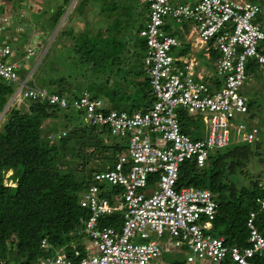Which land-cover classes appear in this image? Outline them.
I'll use <instances>...</instances> for the list:
<instances>
[{
  "label": "built area",
  "instance_id": "obj_1",
  "mask_svg": "<svg viewBox=\"0 0 264 264\" xmlns=\"http://www.w3.org/2000/svg\"><path fill=\"white\" fill-rule=\"evenodd\" d=\"M139 2L146 5V21L139 30L145 38L142 64L154 97L146 110L104 112L103 102L90 98L86 91L68 105L65 98L28 84L32 71L23 78L17 74L21 60L33 54L32 45L25 47L26 53L18 61L11 57L6 42L0 44V80L16 83L0 112V124L10 107L22 99L46 97L61 108L78 110L86 123L106 125L109 133L124 138L126 145L116 155L112 168L93 173L94 184L80 193L78 203L88 215L77 220L75 232L83 238L72 244V253L67 254L64 247L53 248L42 238L40 249L51 252L33 264H162V253L172 251L182 253L186 264H217L227 255L233 264H254L253 257L264 252V234L254 224L255 211L247 214V245L240 248L208 233L216 207L209 190L191 186L177 190L174 185L183 160L193 159L197 167H202L210 151L230 141L231 129L235 142L261 140L258 129L245 121L248 109L239 93L248 78V60L264 69V31L257 22L261 8L258 3L243 0ZM166 18L186 23L185 41L204 58L210 57V50L217 53V86L206 81L200 69L195 71L198 60L193 53L171 55L173 48L177 51L181 46V40L165 34ZM0 21L4 26L8 23L5 16ZM178 110L200 117L202 136L190 139L180 130ZM149 176L154 177L151 183ZM103 182L122 187L113 203L99 194L98 184ZM259 186L263 189L264 182ZM255 201L259 209H264L263 198ZM114 211L121 214L119 228L97 224L100 215ZM163 236L165 241L160 242ZM136 237L141 242H134ZM75 247L86 253L81 255Z\"/></svg>",
  "mask_w": 264,
  "mask_h": 264
},
{
  "label": "trees",
  "instance_id": "obj_2",
  "mask_svg": "<svg viewBox=\"0 0 264 264\" xmlns=\"http://www.w3.org/2000/svg\"><path fill=\"white\" fill-rule=\"evenodd\" d=\"M67 2L63 0L49 11L51 14L43 19L46 29L37 32L40 37L53 30ZM82 4L79 1L75 9L80 11ZM98 9L104 25L93 28L88 23L77 31L61 27L55 43L36 64L27 83L65 98L68 105L86 91L90 98L103 102L104 112L124 110L130 114L136 109L146 110L154 100L142 64L145 38L139 35L146 21V5L139 0H101ZM170 21L165 19V34L176 35L181 40L177 54L188 55L192 51L184 33L174 26L167 29ZM62 36L67 45H57ZM22 48V55L15 57L18 61L26 53ZM209 58L215 60L217 53L210 50ZM26 60H21L16 71L20 78L26 74H20L21 67H27ZM253 62L246 63V71L256 65ZM213 82L217 86V77ZM15 86L12 81L0 80V112ZM245 102V121L250 125L247 120L254 116L255 106L251 96ZM74 111L85 125L72 122ZM177 118L182 132L199 138L200 124L192 126L193 115L178 110ZM45 120L55 128L43 125ZM259 143L230 139L225 146L210 151L202 167H197L193 159L183 160L174 185L177 190L183 186L209 190L216 207L208 233L240 248L247 245L245 219L249 211L256 212L254 224L264 234V209H259L255 201L257 197L264 199V188L259 186L264 182V155L259 154ZM125 147V139L111 135L106 125L86 123L78 110L61 108L46 97L22 99L11 106L0 124V264H33L51 252L40 249L42 238L53 248L64 247L71 254L72 244L83 238L75 232L77 220L88 215L78 203L80 193L94 184L93 173L112 168L116 155ZM252 163L258 165L252 168ZM153 179L149 176L148 183ZM98 188L99 194L111 203L122 191L121 186L105 182ZM97 224L119 228L121 214H102ZM78 247L75 248L84 255L86 251ZM167 260L169 264H186L183 256ZM252 260L254 264H264V252ZM217 264L233 263L227 255Z\"/></svg>",
  "mask_w": 264,
  "mask_h": 264
},
{
  "label": "rangeland",
  "instance_id": "obj_3",
  "mask_svg": "<svg viewBox=\"0 0 264 264\" xmlns=\"http://www.w3.org/2000/svg\"><path fill=\"white\" fill-rule=\"evenodd\" d=\"M63 0H0V17L3 19V17H6V21H8L9 27L5 28L3 21H0V44L3 42H7L10 44L14 52L12 51L11 57L19 58L22 55V47L18 48L16 46L17 43L19 44H24L26 45L29 40L30 36L28 34V28L32 33H34V41L36 42V38L40 39V45H35L33 44L32 46L34 47L33 54L30 55L31 59L28 57L26 60L25 64L27 67H21L20 69V74L21 73H30V71L33 72V69L35 68L36 64L42 59L44 56L45 52L55 43L54 37L57 33V31L61 27L69 28L73 31H77L83 28V25H88V23L93 25V28L97 27H102L104 25L103 18L99 13V3L101 0H69L67 2L68 4L66 5V8L64 9V12L62 15L59 17L58 22L56 23L55 27L53 30L51 29L48 31V35L45 37H40L37 35V32L43 30V28L46 29V27L43 23V19H46L51 13L49 12L51 9H55L57 5H59ZM79 1H83L82 8L80 9H75V6L78 4ZM188 1L189 3H194L196 0H171V2L179 3V2H185ZM243 1H250V0H243ZM253 1V0H251ZM254 2L258 3L261 10L260 13L258 14L257 22L260 24V26H264V0H254ZM75 9V10H74ZM45 11V12H43ZM81 12H84V15H81ZM69 13V14H68ZM36 17L32 18V16ZM133 20V19H132ZM19 22L18 25L22 26V30H20V33L17 37L11 38L10 41H7L6 34L8 32L13 33L12 29L13 25L16 22ZM21 21V22H20ZM133 22H131L132 24ZM134 24V23H133ZM7 25V26H8ZM176 27L178 26L181 27V30L184 35L187 32L186 25L184 23H175L172 20L168 23L167 29L169 27ZM185 26V27H184ZM262 28V27H261ZM7 29L9 31H7ZM263 29V28H262ZM49 30V29H48ZM57 30V31H56ZM19 32V31H18ZM30 33V34H32ZM40 35V34H39ZM194 35H192L193 37ZM188 37L187 40L192 41V38ZM65 37L62 36L60 38V43L59 44H65L67 45V41L64 40ZM42 40V42H41ZM262 47L264 49V42L262 43ZM194 49V50H193ZM192 51L194 52V56L198 60V64L194 66L195 70H199L200 67H203L204 70H207V73L211 72L210 75H213L216 72L215 69V60L211 58H204L201 56L200 52H197L198 49L196 47H193ZM171 55L175 56L176 55V49L171 50ZM199 54V56H197ZM200 60V62H199ZM247 62H253L252 59L248 60ZM201 63V64H200ZM254 63V62H253ZM248 78L245 79V81L242 83V85L239 87V93L241 96L248 97L251 96V101H253L254 108L257 110L256 116L254 115L252 119H248L247 122L251 123V125L255 126L258 128L259 134L261 135V140L258 141L259 146H258V151L259 154L264 155V94L261 90H259L260 84L264 83V69H262L258 65H253V67L249 68L247 71ZM26 75V74H25ZM33 77V76H32ZM31 78V77H30ZM258 88V89H257ZM117 108V107H115ZM254 109V110H255ZM72 122H81L82 125H85L83 122L82 118L78 114L72 113ZM193 120L195 123H192V126H198L200 124V117L193 115ZM50 120H45L42 122L43 125L49 126V128H55L53 125H49ZM51 122V121H50ZM55 131H58L56 129ZM233 129H231V135L230 139L233 140ZM202 136L201 130L199 133V137ZM190 139H194V136L189 135ZM250 165V164H249ZM254 164L252 163L250 166L253 168ZM251 167L249 170L251 171ZM261 168V165H260ZM259 168V170H260ZM160 242H164V236L161 237ZM134 242H141V239L136 237L134 239ZM165 254V253H164ZM162 254L161 255V263L162 264H169V260L167 258H176V257H182V253L180 252H167V254Z\"/></svg>",
  "mask_w": 264,
  "mask_h": 264
},
{
  "label": "crops",
  "instance_id": "obj_4",
  "mask_svg": "<svg viewBox=\"0 0 264 264\" xmlns=\"http://www.w3.org/2000/svg\"><path fill=\"white\" fill-rule=\"evenodd\" d=\"M21 22V21H20ZM18 21L13 25V28L14 29H12V31H13V33H11V32H8L7 34H6V36H7V38H6V40H8V39H11L12 38V34L14 35V37L15 36H17V35H19V33H20V30H22V26H20V24L18 25ZM7 24H5V28H7V26H6ZM28 30V34H29V36H30V40H29V42L26 44V45H24V44H19V43H17L16 44V46L18 47V48H20V47H26L27 45H33V44H35V45H40V39H38V37H35L36 38V42L34 41V33H32L31 31H30V29L28 28L27 29ZM7 31H9L8 29H7ZM19 31V32H18ZM57 31V30H56ZM30 33H32V34H30ZM38 35V34H37ZM39 36V35H38ZM185 39V38H184ZM189 49H190V51H192V47H190L189 46ZM194 50V49H193ZM194 52L195 51H192L191 53H193L194 54ZM201 56H203L202 54H200ZM199 62H200V60H199ZM195 71H198V70H195ZM199 72H200V74L201 75H204L206 78H204L206 81H209V82H213V79H214V77H215V74H213V75H210L211 74V72H209V74L207 73V70H204V68L203 67H200V70H199ZM258 89V88H257ZM259 90H261L262 92H263V94H264V83H261L260 84V87H259ZM244 99H246V97H244V96H242ZM257 110H259V109H257ZM257 110L255 109L254 110V115L256 116V114L258 113L257 112ZM264 111V110H263ZM252 113V112H251ZM250 125H251V123H249ZM257 128V127H256ZM258 129V128H257Z\"/></svg>",
  "mask_w": 264,
  "mask_h": 264
}]
</instances>
